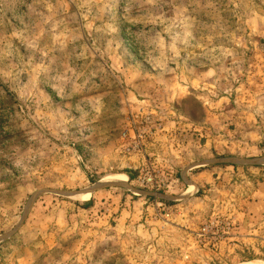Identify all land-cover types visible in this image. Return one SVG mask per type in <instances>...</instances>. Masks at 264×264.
Returning a JSON list of instances; mask_svg holds the SVG:
<instances>
[{
  "label": "rangeland",
  "instance_id": "obj_1",
  "mask_svg": "<svg viewBox=\"0 0 264 264\" xmlns=\"http://www.w3.org/2000/svg\"><path fill=\"white\" fill-rule=\"evenodd\" d=\"M0 264H264V0H0Z\"/></svg>",
  "mask_w": 264,
  "mask_h": 264
},
{
  "label": "built area",
  "instance_id": "obj_2",
  "mask_svg": "<svg viewBox=\"0 0 264 264\" xmlns=\"http://www.w3.org/2000/svg\"><path fill=\"white\" fill-rule=\"evenodd\" d=\"M142 138H143L142 132H138L136 135H133L132 139L130 140L129 144L125 147L124 151L130 154L142 153ZM143 183L153 186L155 181L153 177L146 176L143 179Z\"/></svg>",
  "mask_w": 264,
  "mask_h": 264
},
{
  "label": "bare ground",
  "instance_id": "obj_3",
  "mask_svg": "<svg viewBox=\"0 0 264 264\" xmlns=\"http://www.w3.org/2000/svg\"><path fill=\"white\" fill-rule=\"evenodd\" d=\"M120 176H110L106 177L105 179L102 180L103 184H124V181ZM101 183V182H100ZM101 185V184H99ZM90 191L88 190L87 192L83 191V193L79 194H74V197L81 198L84 201H87L89 198Z\"/></svg>",
  "mask_w": 264,
  "mask_h": 264
},
{
  "label": "trees",
  "instance_id": "obj_4",
  "mask_svg": "<svg viewBox=\"0 0 264 264\" xmlns=\"http://www.w3.org/2000/svg\"><path fill=\"white\" fill-rule=\"evenodd\" d=\"M126 176H127L128 180H131L129 174H127ZM88 203H90V202H88ZM81 207H82V208H86L87 206H86V205H83V206H81Z\"/></svg>",
  "mask_w": 264,
  "mask_h": 264
}]
</instances>
